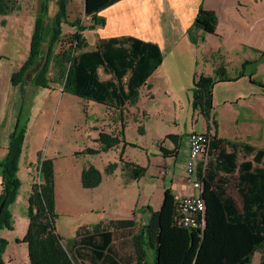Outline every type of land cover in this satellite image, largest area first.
Masks as SVG:
<instances>
[{
  "label": "trees",
  "instance_id": "trees-1",
  "mask_svg": "<svg viewBox=\"0 0 264 264\" xmlns=\"http://www.w3.org/2000/svg\"><path fill=\"white\" fill-rule=\"evenodd\" d=\"M120 0H85L87 15H95ZM59 10L52 23L48 37L45 31L46 3L42 13L35 19L27 59L13 72L12 83H24L31 71L35 70L31 82L50 87L53 82L64 85V91L108 106L121 108L126 103L138 101L140 88L162 64L163 54L158 44L132 36L101 39L95 50H87L82 32L81 18L70 21L67 13L68 0H59ZM20 6L16 0H0V24H7L6 16ZM64 24L76 27L71 34L69 46L57 52L62 41ZM219 16L213 9L202 3L194 23L188 30L192 43L200 44L206 34H214ZM1 58V57H0ZM103 68L112 78L102 80L99 69ZM51 72L54 78L50 77ZM126 78V80H125ZM223 65L214 75L196 74L194 78L193 107L217 128L214 110V87L218 82L233 81ZM28 131V126L18 125L10 135L8 153L1 163L3 192L0 205L5 206L0 215V230L13 229L11 205L15 203L21 188L19 164ZM210 132V130H209ZM122 133L117 135L101 131L97 142L101 148H87L77 154H99L118 146L124 141ZM170 138H177L170 134ZM217 140L216 136L213 142ZM224 140H217L222 143ZM233 151L222 148L211 151V160L206 168L200 166L205 199L206 225L203 229L185 228L175 223L178 198L171 188H166L160 210H151L149 220L142 224L133 237L137 264H149L146 245L156 250V264H252L257 251L263 253L264 264V148L249 143L226 140ZM254 154L251 160L238 161V150ZM123 169L132 179L143 177L147 169L121 158ZM119 167L118 162L110 163L106 172L112 174ZM38 171L41 182H34L29 196V227L21 240L28 245L31 264H79V260L96 263L110 250L113 232L111 227H134V219L100 222L83 225L73 239L65 241L58 232L56 219L55 164L52 158L40 154ZM224 172L229 175H221ZM240 194V201L229 192V184ZM103 180V173L94 165L82 172L85 188H94ZM20 241V240H19ZM8 240L0 236V258L5 252ZM2 259V258H1Z\"/></svg>",
  "mask_w": 264,
  "mask_h": 264
},
{
  "label": "crops",
  "instance_id": "crops-1",
  "mask_svg": "<svg viewBox=\"0 0 264 264\" xmlns=\"http://www.w3.org/2000/svg\"><path fill=\"white\" fill-rule=\"evenodd\" d=\"M70 1L68 0L67 3L68 19L73 21L81 18L80 24L86 28L82 34L87 43V50H95L101 39L132 36L158 44L163 54V62L148 78L146 84L140 88L138 101L134 104L128 102L121 108L108 106L65 92L63 83L53 82L50 87L38 86L31 81L30 83L13 85V70L16 71L18 69L8 70L9 72L6 75L9 83H0V128L3 127V146L0 148V196L3 192L1 163L9 150L10 135L18 125L26 124L28 131L19 164V177L21 178L20 174L23 168H30L29 178L34 175L35 169L36 171L38 170L41 153L43 157L52 158L55 164L56 205L58 207L59 186L56 176L61 155L54 150L55 147L53 145L48 144V139L52 130L51 138H56V127L59 126L60 112L62 109L69 107L71 98L69 94L73 95L76 100L83 101V111L87 117L89 111L92 113V109L97 108L101 112L99 118H97L99 126L96 129L98 134L93 136V141L99 138L101 131L113 135L122 133L121 137L124 138V141L118 146L110 148L108 151H102L99 154H77V152L84 151L87 148L75 152L76 160L84 158L85 162L78 166L74 165L75 183L71 184L66 181L68 184H65V189L63 190L65 212L68 216L85 217L79 226L72 225L70 230L64 228L58 229V232L65 241H68L76 236L77 230L83 225L134 219L136 222L134 227H111L110 230L113 232L111 248L101 260L94 264H137L133 237L140 226L145 224L151 216V210L149 208L144 209L146 206H152L154 195L148 194L149 189H146V187L148 184L155 182L153 177L157 176L156 184L161 186L162 189L161 197L156 196L159 206H162L166 188H171L177 198L198 193L185 170V161L188 156L187 139H183L182 136L176 133L173 135H176L177 138H171L172 142L168 145L165 144V141L158 140L157 160H153V155L146 150L143 152L142 161H133L147 169L143 177L132 179L123 169V163L117 157L123 145L125 144V149H127V144H130V141L127 140L128 128L140 125L142 126V133L146 134V124L144 122L148 118L149 112L140 104L141 90L144 88L147 91L144 96L148 100L154 99L156 95L154 96L152 91L160 87H163V92L166 91V87L176 81V73H183L187 77L188 87L192 89L196 74L213 75L215 69H213V73L209 74L199 68L200 60L203 58L204 61L202 60V62H210L211 52H218L223 57H226V55L229 56L230 54L229 48L231 46L263 50L264 0H120L95 15H87L85 13V0H76L78 6L74 12H71ZM202 3L206 8L217 12L219 24L216 33L208 34L205 42L194 44L189 38L188 30L194 23ZM81 11H84V14H81ZM72 18L74 19L72 20ZM138 24L143 26L140 28ZM72 30L74 33L76 27H72ZM88 32L91 34L89 38L87 37ZM216 40H220L223 43V46L218 47L219 50H216L218 49L216 48ZM199 48L203 49L204 53L197 57L196 51ZM243 50L245 51V49ZM226 63L228 70V61ZM0 65H2L3 71L7 70L8 65H4L1 60ZM100 69L99 74H101ZM100 77L102 80H108L112 78V75L106 74L105 77L101 75ZM173 98L176 99L175 95ZM27 104L31 106L28 111L26 110ZM215 109L216 107H214V113ZM195 111L202 115L198 110ZM65 114L66 112L63 115L65 116ZM34 117L35 120H33ZM215 119L217 120L216 116ZM209 130L210 133L216 136L217 140H224L222 143H217V140L215 142L212 141V152H219L222 148L228 152L233 151V148L226 143V140L249 143L257 148H264V146L255 144L249 137H225L220 132L219 121L217 128L213 124L212 128H209V122L206 120V128L200 132H209ZM169 135L167 134L168 137ZM45 147H47V150ZM93 148L99 149L101 144H97ZM111 152H116L115 157L111 158ZM28 153L31 154L30 158L27 156ZM172 154L175 156H172ZM253 156L254 154H246L241 148L238 150L239 162L251 160ZM113 162H118L119 167L114 173L108 174L106 168ZM89 165H94L103 173L102 182L94 188H85L82 184V172ZM200 166L203 165L200 164ZM205 168L203 166V169ZM221 175L229 174L222 172ZM34 182L35 180L29 182V196ZM141 184H144V190L147 193V197L143 202L141 201L140 193ZM130 189L132 193L129 196L128 190ZM138 207L144 208L137 210ZM152 208L155 207L152 206ZM142 210L144 212L140 213ZM154 210L157 209L155 208ZM13 215H15L14 211ZM146 255L149 264H156L157 254L154 248L146 245ZM262 259L263 253L257 251L254 254L252 264H261ZM6 262L9 264L12 259L10 258ZM79 264L93 263L87 261L83 263L79 260Z\"/></svg>",
  "mask_w": 264,
  "mask_h": 264
},
{
  "label": "rangeland",
  "instance_id": "rangeland-1",
  "mask_svg": "<svg viewBox=\"0 0 264 264\" xmlns=\"http://www.w3.org/2000/svg\"><path fill=\"white\" fill-rule=\"evenodd\" d=\"M16 1L20 7L6 16L8 22L5 26L0 24V60L4 65H8L6 71H3L2 65H0V83L2 84L8 82L6 75L9 72L8 70L19 69L27 59L35 19L37 15L42 13L43 2L47 6L46 22L50 24L45 31L46 37H48L49 31L52 29V23L59 10V0ZM70 5L72 6L71 12H74L78 6V2L71 0ZM81 14H84V11H81ZM138 26L140 25L138 24ZM71 34H73L72 26L64 24V33L62 41L57 47V52L69 46L68 42ZM207 35H205V40L201 43L206 41ZM90 36L91 34L88 32L87 37L89 38ZM219 46H223V43L220 40H216V48ZM216 50H219V48ZM229 50L230 54L229 56L226 55V57L213 51L210 54V62H202L204 58H201L202 60H200L201 63L199 65L201 71L203 70V72L210 74L213 73V69L216 70L223 65L227 67L226 62L228 61L227 72L235 78L233 81L218 82L215 85L216 87H214L215 114L220 124V132L229 138L249 137L255 144L264 146V49L252 50L246 47L231 46ZM196 53L197 57H200L204 51L199 48ZM215 70L213 75L215 74ZM34 72L35 70L27 75L24 83H30ZM100 73L102 77L106 76L103 68L100 69ZM176 76V81L170 83L166 87V91L163 92V87L152 91V94L156 95L154 99L148 100L144 96L147 91L144 88L141 90L140 104L149 112V116L144 122L146 124V134L142 133V126H130L127 132V140L130 141V144H127V149H125V144L121 148L117 157L119 161H121V158L125 161H142L143 152L146 150L153 155V160H157L158 140L165 141L166 145L172 142V139L167 134L176 133L182 136L183 139H187L188 134L194 131L200 132L206 128V118L197 113L193 107L192 89L187 85V77L183 73H176ZM50 77L54 78L53 72H51ZM174 95L176 99L173 98ZM69 96L71 97L69 107L64 110L62 109L61 115H59L56 138H51L52 130L48 139V144L53 145L55 147L54 150L58 151L61 155L58 161L59 167L56 176L59 186L58 207L56 208L58 213L56 219L57 230L64 228L70 230L72 225H76L77 227L84 219L85 216H68L66 214L63 190L65 189V184H68V182L74 184L76 181L74 165L78 166L85 162L84 158L76 160L75 152L88 148V146L93 148L97 144H100L97 142V139L93 141L92 138L98 134V130L96 129L99 126L97 118H99L101 112L97 108L92 109V113L89 111L87 117L83 111V101L76 100L73 95L69 94ZM29 109H31V106L27 104L26 110L28 111ZM64 112H66L65 116L63 115ZM33 120H35V117ZM2 146L3 127L0 128V148ZM45 148L47 150V147ZM111 153V158L115 157L116 152ZM27 156L30 158L31 154L28 153ZM172 156L175 155L172 154ZM29 171L30 168H23L21 170V178L19 177L22 183L21 188L17 200L11 205L12 214L13 211L15 212V215H13L15 216L13 218V229L3 228L0 230V236L7 240L9 239L6 250L1 255L5 264H8L6 261L10 258L12 262L9 264H30L28 246L21 240L25 236L29 225V182L31 180L41 182V179L38 170L36 171L35 169L34 175L30 176V178ZM154 177L153 181L155 182L148 184L146 189H149L148 194L154 195L152 206L160 210L161 206H159L157 197H161L162 189L161 186L156 184L157 176ZM135 187L138 189L137 186ZM228 189L240 201L241 197L234 185V177H232ZM131 193L132 190H128L129 196ZM140 193L141 201L143 202L147 197L144 184H141ZM143 208L138 207L137 210ZM148 208L149 206H146L144 210ZM144 210L140 213H143Z\"/></svg>",
  "mask_w": 264,
  "mask_h": 264
},
{
  "label": "built area",
  "instance_id": "built-area-1",
  "mask_svg": "<svg viewBox=\"0 0 264 264\" xmlns=\"http://www.w3.org/2000/svg\"><path fill=\"white\" fill-rule=\"evenodd\" d=\"M214 135L210 132L194 131L187 136L188 156L185 161L186 174L191 180L197 194L183 195L178 198L175 223L185 228L203 229L206 225L207 205L203 197V180L199 166L211 160V144Z\"/></svg>",
  "mask_w": 264,
  "mask_h": 264
},
{
  "label": "water",
  "instance_id": "water-1",
  "mask_svg": "<svg viewBox=\"0 0 264 264\" xmlns=\"http://www.w3.org/2000/svg\"><path fill=\"white\" fill-rule=\"evenodd\" d=\"M4 206H5V200H3L1 205H0V215L3 212ZM0 264H5L1 258H0Z\"/></svg>",
  "mask_w": 264,
  "mask_h": 264
}]
</instances>
